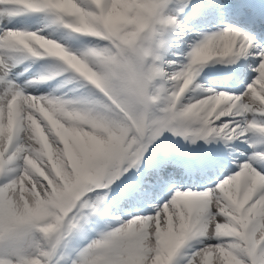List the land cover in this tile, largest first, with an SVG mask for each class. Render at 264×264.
<instances>
[{
  "label": "snow or ice",
  "instance_id": "snow-or-ice-1",
  "mask_svg": "<svg viewBox=\"0 0 264 264\" xmlns=\"http://www.w3.org/2000/svg\"><path fill=\"white\" fill-rule=\"evenodd\" d=\"M173 5L175 14L171 15L175 23L179 25L180 31L188 34H191L190 27H185L177 19L182 14L186 16L191 13L194 18L211 16L220 21H224L226 15H231L234 19L224 23L216 32L203 34L201 39L190 44L184 57L186 63L177 64L175 59L166 60L165 63L161 53L166 42L157 35L153 49L156 63L148 70L134 72L131 99L121 105L131 123L125 126L126 138L118 153L121 160L119 167L110 171L103 183L90 186V190L75 203L64 226L48 245L29 251L23 247L26 232L11 218V213L18 207L21 186L26 183L25 156L28 153L27 145L21 139L22 118L9 128L8 102L14 96L25 97L30 93L12 89L9 77L16 60L9 53L15 51V46L8 34L21 31L9 25L35 14L38 9L26 7L24 0H0V85H3L0 87V124L6 129L5 135L0 137V243H7L17 253L14 264H52L53 252L61 240L82 228V221L86 223L90 217L97 215L101 205L109 199V192L112 191L110 186L133 169L139 172L142 162L146 163L143 171L138 176L127 177L128 182L113 193V203L145 202L153 198L156 192L164 191L167 178L162 175V170L168 161L157 158L147 163L145 153L165 131L181 136L191 144L202 140L205 144L220 143L226 148L236 141L248 143L244 138L249 133L264 138V125L246 118L252 112L264 115V4L256 8L253 0H200L199 6L194 7L193 0H163L161 8L168 10ZM5 16L7 22L4 21ZM226 30L239 33V41L226 39L220 50L214 51L211 47L213 39ZM194 49L189 64L188 53ZM249 58L255 65L250 67V71L255 75L239 95L217 91V88H205L194 84L193 80L186 97L203 100L208 97L215 99L224 94L227 98L226 103L216 108L210 118L200 119L195 127H184L183 130L173 127L174 124L193 119L187 113L175 110L170 111L165 119L152 122L147 117L141 122L131 116L130 110L135 104H143L147 109L149 81L160 72H164L166 78H176L170 81L172 87L166 85L169 91H174L179 83H183L182 78L186 74L192 77L196 65L216 60L231 70L233 66H239L241 60ZM10 60L13 63H9ZM199 73L196 72V77ZM233 129L236 131L233 132ZM260 143H264V139ZM249 145L255 147L254 144ZM260 161H264V151H253L241 163L233 160L235 170L217 181L214 187L198 192L176 190L162 204L150 205L153 208L152 215L130 217L127 221L121 220L119 216L112 217L117 226L91 241L72 264H97L98 258H102L99 264H172L186 241L197 236L203 238L202 246L187 257L185 264H207L209 253L211 264H225L226 260L232 259L229 252L224 251L230 250V247L240 250L238 259L242 264H264V240L260 239L264 235V183H257L260 177H264V163ZM218 164L214 157L209 156L202 162L201 170L211 174ZM10 165L14 166V175L9 179L5 175ZM93 193L96 194L94 200L91 199ZM241 220L249 222L248 234L254 237L256 247L251 253V245L244 242L243 229L239 237L235 230L226 231L233 222L239 223ZM189 223L191 231H187ZM178 233L184 237L179 246ZM0 264L9 262L0 260Z\"/></svg>",
  "mask_w": 264,
  "mask_h": 264
},
{
  "label": "clouds",
  "instance_id": "clouds-1",
  "mask_svg": "<svg viewBox=\"0 0 264 264\" xmlns=\"http://www.w3.org/2000/svg\"><path fill=\"white\" fill-rule=\"evenodd\" d=\"M24 3L38 9L35 14L42 16L41 26L35 31L9 33L15 46L9 55L18 62L47 61L26 82V87L58 81L48 93L14 96L8 102L9 128L22 118L21 139L28 153L26 183L21 186L18 207L11 218L26 232L23 245L31 251L48 245L90 186L103 183L107 174L119 167L118 153L126 138L125 126L131 123L121 105L131 99L133 74L156 63L153 49L158 34L166 42L161 53L166 57L168 38L179 30V25L168 10L161 8L163 0H24ZM4 21L7 22V16ZM226 39L239 41L240 36L226 30L213 39L212 49L219 51ZM194 52L195 49L188 53L189 64ZM209 62L194 66L192 77L186 74L174 91H169L166 85L172 87L170 81H175V77L166 78L164 72L155 75L147 89V109L143 104H135L131 116L141 122L147 117L152 122L165 119L172 110L187 113L193 119L173 125L180 130L197 126L204 117L210 118L216 108L226 103L224 94L203 100L186 97L196 72H201ZM5 132L0 124V137ZM257 183H264V177ZM248 226L247 220H241L233 222L226 231L235 230L239 237L243 229V239L251 245V253L256 245L254 237L248 234ZM187 231H191L190 223ZM183 238L181 233L177 234L178 246ZM260 239L264 240V235ZM224 251L232 257L225 264H242L239 249L230 247ZM207 264H211V253Z\"/></svg>",
  "mask_w": 264,
  "mask_h": 264
},
{
  "label": "rangeland",
  "instance_id": "rangeland-1",
  "mask_svg": "<svg viewBox=\"0 0 264 264\" xmlns=\"http://www.w3.org/2000/svg\"><path fill=\"white\" fill-rule=\"evenodd\" d=\"M19 28V27H18ZM17 28V29H18ZM192 30H199L198 28L192 29ZM203 32V31H202ZM45 34V33H41ZM193 35L196 34H190L186 35L188 40V47L185 48V53H182L181 50L172 49L171 46L169 48V57L175 59L177 61V64L186 63V60L184 59L185 55L189 51V45L192 44V38ZM190 38V39H189ZM39 71V70H38ZM36 71V72H38ZM36 73L31 74V76L27 77V81L32 79ZM253 79V78H252ZM251 79V80H252ZM249 81V83L251 82ZM248 83V84H249ZM57 84V83H56ZM54 85H47V86H38V87H32L34 91H28V89L23 90L24 92L30 93L31 95L38 96L44 93L50 92L55 86ZM197 84H200L198 82ZM21 85V84H18ZM18 85L12 86L14 91L18 90ZM200 85L204 86L205 88H213L209 86L208 84L201 83ZM64 91H67L65 89ZM244 91V90H243ZM59 94V93H57ZM248 118L250 120H261L260 117H258L255 112L247 114ZM254 134L253 142L255 147L263 149L262 143L260 141L264 138L260 137L259 135ZM219 162L217 167H221L223 160L217 159ZM14 167V166H13ZM13 167L9 166L5 178H11L14 175ZM230 167L224 168V170L229 169ZM222 175V174H221ZM220 175V176H221ZM219 176H215L214 178H218ZM183 182H178L177 177H173L170 179L168 183H170V186L166 187V194L165 196L170 195L172 192H175L176 190L184 191V190H193L192 187H194V184L197 183L194 177L184 176ZM223 179V178H222ZM124 185L122 183L120 186ZM113 186V185H111ZM110 186V187H111ZM178 186V188H175ZM196 186V185H195ZM214 187V186H212ZM211 188V187H208ZM172 189V190H171ZM103 191V190H101ZM95 193H93L91 199H95ZM113 201L106 199L104 203L101 205L100 210L98 211L97 215L90 217L89 220L85 222H81L83 227L79 230L73 231L70 235H68L66 238L62 239L61 242L57 245L56 250L53 252L52 255V264H72L73 260H78L80 257V254L83 252V250L87 247V245L100 237L101 234L111 230L115 226L109 225V217H107L106 213H110V208L113 207ZM150 215L153 214V212L149 213ZM124 221H127L129 218H123ZM94 223V226H93ZM117 226V225H116ZM94 230V232H91V230ZM96 232V233H95ZM202 246V241H198L197 246L195 247V250L200 248ZM25 250H28L26 246H24ZM194 250V251H195ZM193 252V251H192ZM187 251V249H184L183 247L179 250L177 255L173 258L172 264H185L187 257L192 253ZM0 260L8 261L9 264H14V262L17 260V253L13 250V248L8 245L7 243H0Z\"/></svg>",
  "mask_w": 264,
  "mask_h": 264
},
{
  "label": "bare ground",
  "instance_id": "bare-ground-1",
  "mask_svg": "<svg viewBox=\"0 0 264 264\" xmlns=\"http://www.w3.org/2000/svg\"><path fill=\"white\" fill-rule=\"evenodd\" d=\"M9 63H13V61H8ZM17 61H15L14 63H16ZM23 85H24V88L25 89H28V91H34L33 90V88L32 87H26V84H24L23 83ZM3 85H0V87H2ZM12 89H15V88H12ZM213 148H214V150L216 151L217 150V146L215 145V143H213Z\"/></svg>",
  "mask_w": 264,
  "mask_h": 264
}]
</instances>
